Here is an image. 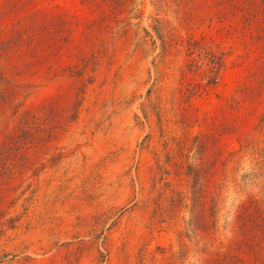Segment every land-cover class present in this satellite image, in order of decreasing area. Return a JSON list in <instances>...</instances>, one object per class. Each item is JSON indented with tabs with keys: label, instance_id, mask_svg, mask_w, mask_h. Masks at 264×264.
<instances>
[{
	"label": "rangeland",
	"instance_id": "rangeland-1",
	"mask_svg": "<svg viewBox=\"0 0 264 264\" xmlns=\"http://www.w3.org/2000/svg\"><path fill=\"white\" fill-rule=\"evenodd\" d=\"M248 9L0 0V264H201L244 203L264 209V22Z\"/></svg>",
	"mask_w": 264,
	"mask_h": 264
},
{
	"label": "trees",
	"instance_id": "trees-1",
	"mask_svg": "<svg viewBox=\"0 0 264 264\" xmlns=\"http://www.w3.org/2000/svg\"><path fill=\"white\" fill-rule=\"evenodd\" d=\"M241 1L254 8L248 9L246 22L250 20V22H264V0ZM244 8V6H233L234 12ZM263 120L262 124H264ZM218 211V202L214 198L210 208V218L205 223L208 234L215 235L218 230ZM233 232L234 239L228 244L222 242L217 247L216 239L212 237L213 242L206 244L202 249H197V253L203 256L201 264H264V209L257 201L251 200L242 205L236 216ZM161 250L162 253H166L164 249ZM157 260V255L145 253L140 264H149Z\"/></svg>",
	"mask_w": 264,
	"mask_h": 264
}]
</instances>
